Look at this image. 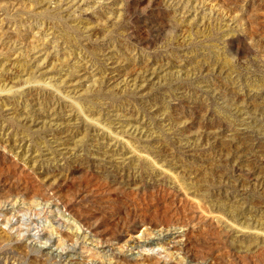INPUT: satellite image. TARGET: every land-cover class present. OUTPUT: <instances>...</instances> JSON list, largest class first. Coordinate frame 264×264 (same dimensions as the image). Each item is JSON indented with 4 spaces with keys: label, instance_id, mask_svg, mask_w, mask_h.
<instances>
[{
    "label": "rangeland",
    "instance_id": "374dc122",
    "mask_svg": "<svg viewBox=\"0 0 264 264\" xmlns=\"http://www.w3.org/2000/svg\"><path fill=\"white\" fill-rule=\"evenodd\" d=\"M0 264H264V0H0Z\"/></svg>",
    "mask_w": 264,
    "mask_h": 264
},
{
    "label": "bare ground",
    "instance_id": "6f19581e",
    "mask_svg": "<svg viewBox=\"0 0 264 264\" xmlns=\"http://www.w3.org/2000/svg\"><path fill=\"white\" fill-rule=\"evenodd\" d=\"M50 213H51V211H50ZM34 215H35V216H39V215H41V213L35 211V212H34ZM65 223H66V222H65ZM65 223H63V224H59L58 227H64V226H65ZM29 226H31V224H30ZM36 227H37V226H36ZM66 227H67V226H66ZM37 228H42V229L40 230V231H42V232L45 231L46 234H45V233L43 234V235H46V238L44 239V240H45V243H47V242L49 243V242L52 241L53 237H52V234H51V232H50L49 230H46V229L44 228V226H42V225H40V226L37 227ZM68 228H69L70 231H72V233H73V229H74V227H72V224L68 225ZM72 228H73V229H72ZM75 228H77V226H76ZM18 229H19V228H18ZM71 229H72V230H71ZM76 230H77V229H75V231H76ZM19 231H20V230H19ZM47 231H49V232H47ZM40 233H41V232H40ZM75 233H76L75 235L78 237V241H79V235H78L79 233H78V231L75 232ZM77 233H78V234H77ZM75 235H74V236H75ZM76 236H75V237H76ZM85 236H87V235L85 234ZM85 236H83L84 239L86 238ZM80 238H81V237H80ZM75 239H76V238H75ZM56 241H57V240H56ZM85 241H86V240H85ZM57 243H58V242H57ZM58 244H59V243H58ZM58 244H57V245H58ZM59 246H60V245H59ZM59 246H58V247H59ZM61 246H62V245H61ZM72 246H73V245H72ZM63 247H64V246H63ZM66 247H67V246H66ZM66 247H64V248H66ZM60 248H61V247H60ZM60 248H59V249H60ZM72 248H74V247H72ZM66 249H67V248H66ZM61 251H64V249L62 248ZM93 261H94V260H93Z\"/></svg>",
    "mask_w": 264,
    "mask_h": 264
}]
</instances>
